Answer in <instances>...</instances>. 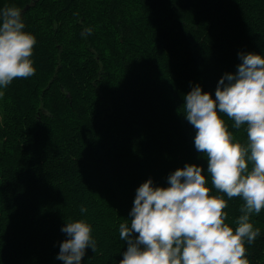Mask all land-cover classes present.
<instances>
[{
  "label": "trees",
  "instance_id": "obj_1",
  "mask_svg": "<svg viewBox=\"0 0 264 264\" xmlns=\"http://www.w3.org/2000/svg\"><path fill=\"white\" fill-rule=\"evenodd\" d=\"M21 7L36 38L35 73L0 97V264H63L66 220L92 226L95 252L82 264H118L136 188L185 163L201 165L210 194L227 201V223L244 203L211 185L194 145L183 95L199 83L213 97L235 72L238 52L264 53V0H0ZM93 31L84 37L83 27ZM246 142L244 126L221 114ZM87 211L82 213L81 206ZM261 229L245 242L249 264H264Z\"/></svg>",
  "mask_w": 264,
  "mask_h": 264
},
{
  "label": "clouds",
  "instance_id": "obj_2",
  "mask_svg": "<svg viewBox=\"0 0 264 264\" xmlns=\"http://www.w3.org/2000/svg\"><path fill=\"white\" fill-rule=\"evenodd\" d=\"M25 27L21 7L0 8V97L14 78L35 73L36 38ZM92 31L87 25L81 35ZM238 57L236 71L219 78L214 97L195 83L182 105L196 129L195 148L207 158L212 187L244 201L235 229L225 222L228 201L210 194L201 165L186 162L168 174L167 186L149 177L136 188L130 222L119 224L127 248L118 264H249L245 242L252 244L261 233L251 215L264 209V53L240 51ZM222 113L234 120V129L244 126L245 143L229 130ZM61 231L67 238L56 259L63 264H82L88 247L95 252L92 226L85 220L68 219Z\"/></svg>",
  "mask_w": 264,
  "mask_h": 264
}]
</instances>
